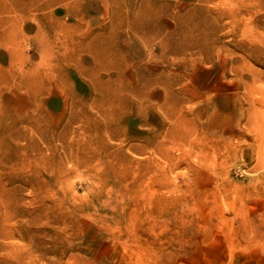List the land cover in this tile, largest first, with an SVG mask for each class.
<instances>
[{"label": "rangeland", "instance_id": "374dc122", "mask_svg": "<svg viewBox=\"0 0 264 264\" xmlns=\"http://www.w3.org/2000/svg\"><path fill=\"white\" fill-rule=\"evenodd\" d=\"M0 264H264V0H0Z\"/></svg>", "mask_w": 264, "mask_h": 264}, {"label": "bare ground", "instance_id": "6f19581e", "mask_svg": "<svg viewBox=\"0 0 264 264\" xmlns=\"http://www.w3.org/2000/svg\"><path fill=\"white\" fill-rule=\"evenodd\" d=\"M255 56H256L255 58H256V61H257V62H259V63H263V61L260 60L259 54L255 55Z\"/></svg>", "mask_w": 264, "mask_h": 264}]
</instances>
